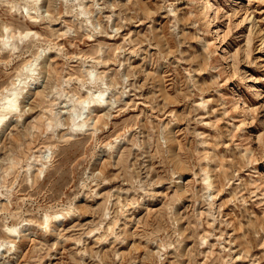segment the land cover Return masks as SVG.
Instances as JSON below:
<instances>
[{"label":"rangeland","instance_id":"374dc122","mask_svg":"<svg viewBox=\"0 0 264 264\" xmlns=\"http://www.w3.org/2000/svg\"><path fill=\"white\" fill-rule=\"evenodd\" d=\"M210 1L0 0V264H264V0Z\"/></svg>","mask_w":264,"mask_h":264},{"label":"bare ground","instance_id":"6f19581e","mask_svg":"<svg viewBox=\"0 0 264 264\" xmlns=\"http://www.w3.org/2000/svg\"><path fill=\"white\" fill-rule=\"evenodd\" d=\"M204 5V14L206 15V16H208L209 15V13H210V11L212 10V7H213V4H212V2L210 1V0H205V4H203ZM202 5V6H203ZM48 11V10H47ZM203 14V13H202ZM203 14V15H204ZM205 15H204V17H205ZM211 20H212V18H211ZM210 23L211 24H213V26H211L210 28H212V31L214 32L215 31V21H214V19L212 20V21H210ZM215 25V26H214ZM43 64V63H42ZM47 68V67H46ZM42 72V71H41ZM47 75V74H46ZM14 94H16V96H14L13 98H11L10 96H6V99L1 103V107L3 108V109H5V108H7V107H9V106H12V107H14V108H17V100H18V96L20 95V93H17V92H15ZM95 95V94H94ZM14 98H17L16 99V101L14 102L13 100H14ZM98 101V97L96 98V99H93L92 97H90V96H88L86 99H80V100H78V104H80V105H87V104H89L90 105V103L92 102V101ZM90 112H92V111H90ZM89 113V112H88ZM89 115V114H88ZM3 118H4V116H0V122L3 120ZM88 119H86V117H85V119L84 120H82V122H80V123H76V125H78V126H82V127H84V126H86L87 124H88Z\"/></svg>","mask_w":264,"mask_h":264}]
</instances>
